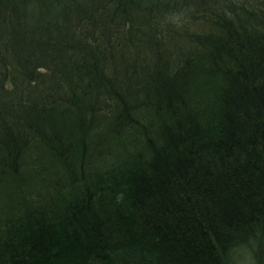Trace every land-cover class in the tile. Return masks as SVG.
Returning <instances> with one entry per match:
<instances>
[{
    "label": "trees",
    "instance_id": "16d2710c",
    "mask_svg": "<svg viewBox=\"0 0 264 264\" xmlns=\"http://www.w3.org/2000/svg\"><path fill=\"white\" fill-rule=\"evenodd\" d=\"M253 261L264 0H0V264Z\"/></svg>",
    "mask_w": 264,
    "mask_h": 264
},
{
    "label": "clouds",
    "instance_id": "9594fccd",
    "mask_svg": "<svg viewBox=\"0 0 264 264\" xmlns=\"http://www.w3.org/2000/svg\"><path fill=\"white\" fill-rule=\"evenodd\" d=\"M184 16V13H174L173 14V23L177 24L178 27H180V21L182 17ZM253 264H255V261H253Z\"/></svg>",
    "mask_w": 264,
    "mask_h": 264
}]
</instances>
